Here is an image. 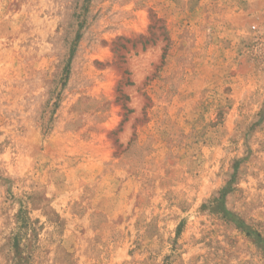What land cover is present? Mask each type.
<instances>
[{
  "label": "rangeland",
  "instance_id": "rangeland-1",
  "mask_svg": "<svg viewBox=\"0 0 264 264\" xmlns=\"http://www.w3.org/2000/svg\"><path fill=\"white\" fill-rule=\"evenodd\" d=\"M0 264H264V0H0Z\"/></svg>",
  "mask_w": 264,
  "mask_h": 264
}]
</instances>
